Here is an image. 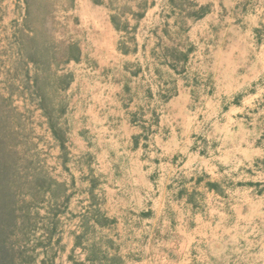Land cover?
<instances>
[{
    "label": "crops",
    "instance_id": "0c3cea01",
    "mask_svg": "<svg viewBox=\"0 0 264 264\" xmlns=\"http://www.w3.org/2000/svg\"><path fill=\"white\" fill-rule=\"evenodd\" d=\"M71 1L84 264H264V0Z\"/></svg>",
    "mask_w": 264,
    "mask_h": 264
},
{
    "label": "rangeland",
    "instance_id": "374dc122",
    "mask_svg": "<svg viewBox=\"0 0 264 264\" xmlns=\"http://www.w3.org/2000/svg\"><path fill=\"white\" fill-rule=\"evenodd\" d=\"M72 5L71 0H0V161L15 171L13 190L22 209L38 198L30 188L37 186L40 193V180L56 183L54 193L40 195L44 201L32 208V237L23 246L31 252L43 244L37 247L35 264H84L83 248H76L82 242L83 219L70 216L82 214L83 206L80 200L73 203L68 187L73 179L81 186L79 159L68 156L74 149L68 136L63 135L62 149L52 130L53 124L67 130L64 87L72 74L67 49L77 44L78 30L69 13Z\"/></svg>",
    "mask_w": 264,
    "mask_h": 264
},
{
    "label": "trees",
    "instance_id": "16d2710c",
    "mask_svg": "<svg viewBox=\"0 0 264 264\" xmlns=\"http://www.w3.org/2000/svg\"><path fill=\"white\" fill-rule=\"evenodd\" d=\"M27 3L29 5V2ZM79 54L80 50L77 45L69 47L67 49V62L71 59L77 60ZM67 85L64 87L65 89ZM47 115L49 116V114ZM52 127L55 139L59 140L62 149H65L64 133L54 124ZM0 162V264H35L38 259V254H36L37 247L43 246V244L40 242L31 252L27 251V248L23 246L24 243H29L32 237L31 230L34 219L32 208L39 205V201H44V197H41L42 195L46 196L48 193H54L53 185L56 183L54 181L50 182L47 179L46 181L40 180L41 183L40 181L37 183L40 193L35 192L37 186L30 188V194L32 196L38 195V198L35 199L34 197L30 202L31 204L22 209L20 206L23 202L20 196L16 194V191L13 190L14 180H12V175L15 171L13 172V167L8 166L6 162L2 163L3 160ZM17 182L18 180L16 179L15 183ZM210 187L217 190L216 185H210ZM24 210L26 212L24 215H21Z\"/></svg>",
    "mask_w": 264,
    "mask_h": 264
}]
</instances>
